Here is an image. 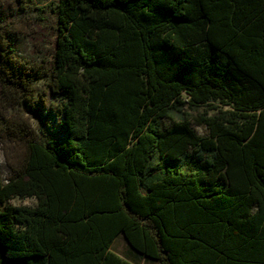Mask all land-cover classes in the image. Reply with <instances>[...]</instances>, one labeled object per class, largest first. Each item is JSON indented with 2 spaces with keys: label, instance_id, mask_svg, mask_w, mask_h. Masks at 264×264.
Instances as JSON below:
<instances>
[{
  "label": "trees",
  "instance_id": "16d2710c",
  "mask_svg": "<svg viewBox=\"0 0 264 264\" xmlns=\"http://www.w3.org/2000/svg\"><path fill=\"white\" fill-rule=\"evenodd\" d=\"M35 10L55 27L47 66L0 45V95L47 87L0 176V264H264V0Z\"/></svg>",
  "mask_w": 264,
  "mask_h": 264
},
{
  "label": "rangeland",
  "instance_id": "374dc122",
  "mask_svg": "<svg viewBox=\"0 0 264 264\" xmlns=\"http://www.w3.org/2000/svg\"><path fill=\"white\" fill-rule=\"evenodd\" d=\"M52 1L32 0L31 4L20 7V11H17L18 0H0V15L8 16L17 11L13 19L4 26L5 36L0 40V45L5 50L8 46H13L12 57L22 65L46 67L51 60L55 38L52 17L44 11L39 17L35 8H43ZM33 89V99L26 106L17 104V100L10 96L0 95V176L4 182L24 158V148L18 137L27 131H36L38 117L45 115L46 81H38ZM49 120L56 127L55 121L52 118ZM197 130L202 132L201 129ZM9 204L32 206L34 200L13 199ZM113 250H122L120 241L115 242Z\"/></svg>",
  "mask_w": 264,
  "mask_h": 264
},
{
  "label": "crops",
  "instance_id": "0c3cea01",
  "mask_svg": "<svg viewBox=\"0 0 264 264\" xmlns=\"http://www.w3.org/2000/svg\"><path fill=\"white\" fill-rule=\"evenodd\" d=\"M116 241H120L121 244H122V250L120 252H117V251L113 250V246H114ZM111 250H112V252H114L116 255H118L121 258L125 257V254L127 253L126 245H125L124 241L122 239H120V238H118L117 240L114 241V243H113V245L111 247ZM139 264H146V263L141 262Z\"/></svg>",
  "mask_w": 264,
  "mask_h": 264
}]
</instances>
